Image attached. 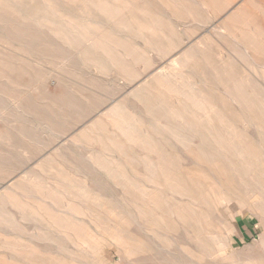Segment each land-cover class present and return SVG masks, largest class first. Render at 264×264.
Returning a JSON list of instances; mask_svg holds the SVG:
<instances>
[{
    "label": "rangeland",
    "instance_id": "rangeland-1",
    "mask_svg": "<svg viewBox=\"0 0 264 264\" xmlns=\"http://www.w3.org/2000/svg\"><path fill=\"white\" fill-rule=\"evenodd\" d=\"M0 264H264V0H0Z\"/></svg>",
    "mask_w": 264,
    "mask_h": 264
},
{
    "label": "bare ground",
    "instance_id": "bare-ground-1",
    "mask_svg": "<svg viewBox=\"0 0 264 264\" xmlns=\"http://www.w3.org/2000/svg\"><path fill=\"white\" fill-rule=\"evenodd\" d=\"M145 196H147L148 197V200H149V205L151 206L152 204L153 205H155V204H157V201H158V199H159V197L160 196H158V194H154V193H152V192H146L145 193ZM148 205V206H149ZM156 206H158V205H156ZM188 211H190V210H188ZM186 212V211H185ZM177 213V212H176ZM187 213V212H186ZM189 213V212H188ZM187 213V214H188ZM177 216H179V217H182V214H177ZM187 216H189V215H187Z\"/></svg>",
    "mask_w": 264,
    "mask_h": 264
}]
</instances>
